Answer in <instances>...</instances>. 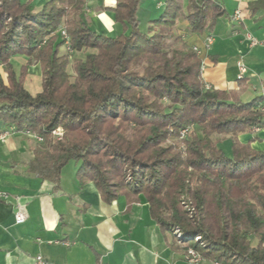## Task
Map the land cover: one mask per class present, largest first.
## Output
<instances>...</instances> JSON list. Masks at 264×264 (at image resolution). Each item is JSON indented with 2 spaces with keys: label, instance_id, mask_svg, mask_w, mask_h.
I'll return each instance as SVG.
<instances>
[{
  "label": "trees",
  "instance_id": "obj_1",
  "mask_svg": "<svg viewBox=\"0 0 264 264\" xmlns=\"http://www.w3.org/2000/svg\"><path fill=\"white\" fill-rule=\"evenodd\" d=\"M39 3L0 0V126L40 139L25 173L58 186L74 162L79 184L93 183L106 203L143 199L184 256L264 264V150L238 141L264 131V96L206 89L193 50L202 48L190 40L204 44L226 15L222 0H164L144 30L142 0H115L118 36L88 26L86 0ZM74 53L85 56L70 61ZM17 56L26 59L18 73ZM32 65L35 94L25 88Z\"/></svg>",
  "mask_w": 264,
  "mask_h": 264
},
{
  "label": "crops",
  "instance_id": "obj_2",
  "mask_svg": "<svg viewBox=\"0 0 264 264\" xmlns=\"http://www.w3.org/2000/svg\"><path fill=\"white\" fill-rule=\"evenodd\" d=\"M181 1L185 8L188 0ZM256 1L222 0L226 15L209 34V49L203 47V36H193L202 48L204 83L237 90L243 102L261 95L264 86V10L254 11ZM163 2L142 0L141 30ZM114 6L115 0H86L83 17L92 30L118 36L123 30L114 20ZM237 9L241 20L231 21ZM250 38L258 44L252 45ZM239 61L247 67L243 81L236 80ZM7 129L0 126V131ZM238 141L263 151L264 131L252 130ZM36 143L33 135L22 132L0 140V264H36L37 257L43 264H189L171 237L161 234L143 199L120 197L106 203L93 183L79 184L76 163L62 169L58 186L27 175ZM18 210L26 217L22 224L14 220ZM198 264L215 263L201 259Z\"/></svg>",
  "mask_w": 264,
  "mask_h": 264
},
{
  "label": "built area",
  "instance_id": "obj_3",
  "mask_svg": "<svg viewBox=\"0 0 264 264\" xmlns=\"http://www.w3.org/2000/svg\"><path fill=\"white\" fill-rule=\"evenodd\" d=\"M241 20V16H240V11L237 9L235 10V12L232 14L231 16V21H239ZM60 34L62 35L63 38L66 39V34L64 32V30L60 31ZM251 44L252 45H257L258 42L252 38H250ZM212 45V37L208 36L206 37L205 41H204V49H209V47ZM193 50L198 54V55H202V49L198 48V47H194ZM204 66V62L202 61V69ZM236 68H237V77L236 80H243L244 76L247 72V67L246 65L239 61L236 64ZM210 86L206 85V89H209ZM261 95L264 96V86H261ZM189 128L185 129L182 131L181 135L186 134V132L188 131ZM13 130L12 129H7L4 130L2 133H0V140H4L6 137L10 136V134H12ZM53 135L56 139H61L62 136V131L60 128H57L54 132ZM35 139L37 141H40L39 138L35 137ZM1 197H4L3 195H1ZM25 214L21 211L18 210L16 212V214L14 215V220L16 224H22L25 221ZM185 260L189 263V264H198L201 261V257L194 251V250H187L186 254H185ZM36 264H43L42 259L40 257L36 258ZM218 264V263H215Z\"/></svg>",
  "mask_w": 264,
  "mask_h": 264
},
{
  "label": "rangeland",
  "instance_id": "obj_4",
  "mask_svg": "<svg viewBox=\"0 0 264 264\" xmlns=\"http://www.w3.org/2000/svg\"><path fill=\"white\" fill-rule=\"evenodd\" d=\"M36 1H38V0H36ZM44 2H45V0H43L38 5H41ZM142 29L144 30L145 26H143ZM190 40H194V39L190 37ZM66 51L67 50L64 47H62L61 50H60V53L64 54V53H66ZM68 53L70 54L71 52H68ZM84 56H85V53H74V54H71L70 61H72V59H74V58H84ZM11 62L13 64L14 70L16 71V73H18L20 67L22 65H24V63L26 62V59L23 56H17V57H14L11 60ZM68 72H70V69H68ZM236 77H237V75H236ZM25 88L31 94H35V93H37V92H39L41 90V78H40V72H39L38 65H32L29 68L28 76H27L26 83H25ZM188 131H189L190 134L193 133V128L191 126H189V130ZM73 163L74 162H70L69 165H72ZM252 245H255V241L252 243Z\"/></svg>",
  "mask_w": 264,
  "mask_h": 264
}]
</instances>
